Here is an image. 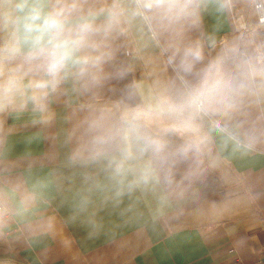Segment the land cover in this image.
<instances>
[{
  "label": "crops",
  "instance_id": "crops-1",
  "mask_svg": "<svg viewBox=\"0 0 264 264\" xmlns=\"http://www.w3.org/2000/svg\"><path fill=\"white\" fill-rule=\"evenodd\" d=\"M83 2L119 12L111 57L88 79L69 67L43 108L28 79L8 83L19 57L4 53L12 28L0 24L1 252L21 264L264 260V77L236 110L176 109L187 47L202 50L195 72L235 42L251 53L264 25L202 0L176 35L137 15L136 0Z\"/></svg>",
  "mask_w": 264,
  "mask_h": 264
},
{
  "label": "clouds",
  "instance_id": "clouds-1",
  "mask_svg": "<svg viewBox=\"0 0 264 264\" xmlns=\"http://www.w3.org/2000/svg\"><path fill=\"white\" fill-rule=\"evenodd\" d=\"M234 0H219L221 11L232 7ZM5 8L10 15L0 24L12 28V43L4 53L19 62L8 69V83L17 85L28 79L34 90L33 100L40 103L48 90H54L62 75L74 68L88 79L110 57L109 41L119 23L115 7H85L83 0H12ZM202 0H136L137 15L152 24L156 21L165 32L179 34L186 22L198 20ZM248 15H264V0H247ZM251 43V41H249ZM203 60L199 46L187 47L177 67L181 88L176 109L190 113L233 111L250 92L256 77H264V44L251 53H242L240 43L227 46L213 61L194 72ZM231 62V64L229 63ZM127 139L142 137L134 129L117 132ZM145 147H158L145 141Z\"/></svg>",
  "mask_w": 264,
  "mask_h": 264
},
{
  "label": "rangeland",
  "instance_id": "rangeland-1",
  "mask_svg": "<svg viewBox=\"0 0 264 264\" xmlns=\"http://www.w3.org/2000/svg\"><path fill=\"white\" fill-rule=\"evenodd\" d=\"M231 9H232L233 15H235V17H238V22L241 23V22L245 21L243 23H245L247 25L248 23H251L252 20H254V22L256 23V28H258L261 31V27L258 26V23L255 21V17L248 15L247 0H234V4L231 7ZM245 29H247V28H244L243 30H245ZM262 30H264V29H262ZM244 36H246V35L241 33V37L243 38ZM15 259L16 258L14 256H12L10 251L3 250L1 252V250H0V264H21L20 262H18Z\"/></svg>",
  "mask_w": 264,
  "mask_h": 264
},
{
  "label": "built area",
  "instance_id": "built-area-1",
  "mask_svg": "<svg viewBox=\"0 0 264 264\" xmlns=\"http://www.w3.org/2000/svg\"><path fill=\"white\" fill-rule=\"evenodd\" d=\"M257 22L258 24L260 25H264V15H261L259 17H257ZM4 211L5 210V207L3 205V203L0 201V211ZM236 261H238V259L236 258ZM255 264H264V260H257V262Z\"/></svg>",
  "mask_w": 264,
  "mask_h": 264
}]
</instances>
